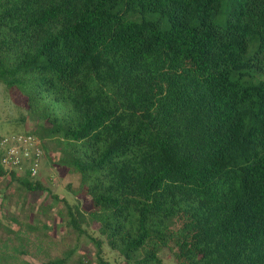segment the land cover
Wrapping results in <instances>:
<instances>
[{
    "label": "trees",
    "instance_id": "trees-1",
    "mask_svg": "<svg viewBox=\"0 0 264 264\" xmlns=\"http://www.w3.org/2000/svg\"><path fill=\"white\" fill-rule=\"evenodd\" d=\"M0 84L78 177L69 227L125 264H264V0H0Z\"/></svg>",
    "mask_w": 264,
    "mask_h": 264
},
{
    "label": "rangeland",
    "instance_id": "rangeland-1",
    "mask_svg": "<svg viewBox=\"0 0 264 264\" xmlns=\"http://www.w3.org/2000/svg\"><path fill=\"white\" fill-rule=\"evenodd\" d=\"M21 115H25L26 120H21ZM38 126L37 118L28 113L27 98L18 90H9L0 84V136L23 134ZM46 146L50 155L45 151L35 175L40 174L37 179L46 191L29 193L17 182L0 178V264H49L57 258L65 259L64 264H103L102 261L125 264L123 256L100 236L96 222L87 219L83 224L84 234L67 225L68 208L63 200L75 203L74 190L79 180L56 163L60 154L55 143L47 139ZM77 197L86 210L90 198L79 194ZM90 234L103 240L100 256ZM175 250L171 245L160 252L163 264H176Z\"/></svg>",
    "mask_w": 264,
    "mask_h": 264
},
{
    "label": "built area",
    "instance_id": "built-area-1",
    "mask_svg": "<svg viewBox=\"0 0 264 264\" xmlns=\"http://www.w3.org/2000/svg\"><path fill=\"white\" fill-rule=\"evenodd\" d=\"M2 163L8 170H30L35 176L40 169L41 141L34 134H11L0 136Z\"/></svg>",
    "mask_w": 264,
    "mask_h": 264
}]
</instances>
